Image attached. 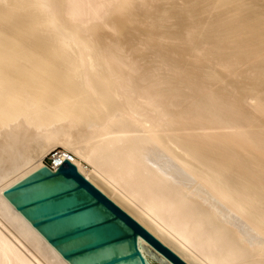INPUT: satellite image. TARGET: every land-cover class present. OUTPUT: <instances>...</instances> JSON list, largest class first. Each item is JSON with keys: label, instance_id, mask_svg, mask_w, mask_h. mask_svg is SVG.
I'll list each match as a JSON object with an SVG mask.
<instances>
[{"label": "bare ground", "instance_id": "obj_1", "mask_svg": "<svg viewBox=\"0 0 264 264\" xmlns=\"http://www.w3.org/2000/svg\"><path fill=\"white\" fill-rule=\"evenodd\" d=\"M262 93L264 0H0V264H70L4 196L48 158L189 264H264Z\"/></svg>", "mask_w": 264, "mask_h": 264}, {"label": "water", "instance_id": "obj_2", "mask_svg": "<svg viewBox=\"0 0 264 264\" xmlns=\"http://www.w3.org/2000/svg\"><path fill=\"white\" fill-rule=\"evenodd\" d=\"M64 162L36 169L4 196L70 264H189Z\"/></svg>", "mask_w": 264, "mask_h": 264}, {"label": "rangeland", "instance_id": "obj_3", "mask_svg": "<svg viewBox=\"0 0 264 264\" xmlns=\"http://www.w3.org/2000/svg\"><path fill=\"white\" fill-rule=\"evenodd\" d=\"M101 1H103V0H101ZM104 2H105V0H104ZM100 3H101V2H100ZM94 4H95V6H97L96 3H94ZM103 10H104V12H103ZM103 10L100 12V14H103V15H102L103 18H100L101 21L98 20L99 25H97V27L94 26V25L97 24V20H96V21H95L96 23L94 22L95 24H94V25L91 24V26H93V29H94V30H95L96 28H97V30H98L99 27H100V28L103 27V29H105V30L108 28L107 31H106V32H108V31H110L111 28H109V27L106 28L105 24L107 25V23H108V22L106 23V21H108L107 19H109L111 16H112V17H114V16H113V15H110V16L108 15L109 12H110L109 14H112V13H113V12H111L110 10L106 9V11H107L108 13L105 11V9H103ZM84 12H85V11H84ZM84 12H83V13H84ZM122 12H123V11H122ZM122 12H121V11H120V13H119V12H118V13L115 12V13H114V14H116L115 17L117 18V17H123V16H125V15H123L125 11H124L123 13H122ZM85 14H86V12H85ZM120 14H122V15H120ZM107 15H108L109 17H108ZM100 16H101V15H100ZM104 16H105V17H104ZM106 16H107V18H106ZM104 19H105V20H104ZM109 21H110V19H109ZM102 23H103V24H102ZM158 24H159V26H162V25H164V22H163V23H162V22H159V23H157V25H158ZM160 24H161V25H160ZM100 25H101L102 27H101ZM133 25H134V24H133ZM133 25H132V27L135 26V25H134V26H133ZM98 26H99V27H98ZM94 27H95V28H94ZM132 27H131V25H130V26H128V28H126V29H127V30H131ZM142 28H143V27H142ZM93 29H92V30H93ZM103 29H102V30H103ZM132 29H133V28H132ZM94 30L92 31V33L94 32ZM105 30H104V32H103V31H101V30L99 29V31L102 32V33H105ZM111 30H112V29H111ZM157 31H159V30H155V32H157ZM89 32H90V31H89ZM88 34H90V33H88ZM88 34H87V35H88ZM83 35H84V36H87V35H85V34H83ZM185 41H187V40H185ZM185 41H184V40L181 41V42H180V41H177V42L174 44V46L176 45L175 47H180V48L185 47L186 44H187V42H188V41H187V42L185 43ZM163 42H164V41H163ZM163 42L161 41L160 43H163ZM178 42H179V43H178ZM177 43H178V44H177ZM183 43H184V44H183ZM179 44H180V45H179ZM172 45H173V44H172ZM178 45H179V46H178ZM152 50H153V51H152ZM145 51H146V52H145ZM151 52H152V53H151ZM153 52H155L154 46L150 47V45H149V47H147V48L143 51V53H140V55L144 54V55H142V56H146V55H147V57H150V58L152 59ZM150 54H151V55H150ZM148 55H149V56H148ZM150 58H148V59H150ZM141 61H142V60H141ZM145 61H146V60H145ZM201 62H202V63H201ZM156 63H157V62H156ZM196 63H197V65L208 64V61H207V60H202V61H200V62H196ZM199 63H200V64H199ZM211 63H213V62H211ZM142 64H143V63H142ZM148 65H149V64H148ZM150 65H154V66H156V64H154V63H152V64H150ZM158 65H159V66H158ZM154 66H152V67H154ZM157 66H158L159 68L162 67V66H163L164 68L166 67V65H160V63H158ZM242 66H243V64H242ZM244 66H245V65H244ZM244 66H243V67H244ZM150 67H151V66H150ZM158 67H154L155 70H156V68H157V70H158ZM243 67H240V68L242 69ZM166 68L169 69L168 66H167ZM160 69H161V70H160V72H161V71H162V68H160ZM226 69H227V68H224V69H222V70H224V71H223L224 73L226 72V75H227V73H230V74H231L230 76H229V74L227 75V76H229V77H233V74H235V75L238 76L239 73H240V76H242L241 79H238V80H240V81H241L242 79H244V78H246V77H249V76L251 75V74H250V75H247V72H243V71H242V72H243V73H242L241 71H239V70H237V69L235 70V71H236V73H235L234 69L231 70L230 68L227 69V71H228V72H227ZM229 69H230V70H229ZM163 71H165V69H163ZM229 71H230V72H229ZM166 72H167V71H166ZM238 72H239V73H238ZM157 73H158V72H157ZM244 73H246V74H244ZM249 73H250V72H249ZM249 73H248V74H249ZM161 74H162V72H161ZM164 75H165V72H164ZM167 75H168V74H167ZM167 75H166V76H167ZM244 75H245V76H244ZM168 76H170V75H168ZM237 76H235V79H236V80H237ZM252 76H253V75H252ZM250 77H251V76H250ZM238 78H239V76H238ZM165 79H166L167 81H164V85H163V86H164V89H165V88H167V89H169V88H170V89L177 88L178 85H175V87H173L174 84H176V80H175V79H171L170 77L165 78ZM169 79H170V80H169ZM170 84H173V85H170ZM171 86H172L173 88H172ZM180 86H181V85H180ZM180 86H178V88H179ZM182 86H183V84H182ZM185 86H186V85H185ZM181 89H182V87H181ZM183 89L188 90L187 87H186V88L183 87ZM183 89H182V90H183ZM233 90L235 91V89H233ZM234 91H232V92L234 93ZM205 92H206V91H204L203 94L209 95V94H207V93H205ZM236 93H237V92H236ZM203 94L201 93V96H200L201 98H204V97L206 96V95H203ZM262 94H263L262 96H264V93H262ZM233 95H234V94H233ZM203 96H204V97H203ZM210 97H211V96L209 95L208 98H207V96H206L205 98H206L207 100H210V99H213V98H214V97H211V98H210ZM235 97L237 98L236 95H235ZM235 97H234V98H235ZM209 98H210V99H209ZM185 100H186V103H188V102H192V101H190V99H184V101L182 100V101L184 102V103H182V104H185ZM188 100H189V101H188ZM214 100H216V97L214 98ZM214 100H213V101H214ZM218 100H220V98H218ZM218 100H217V101H218ZM187 101H188V102H187ZM211 101H212V100H211ZM220 101H221V100H220ZM231 101H234V100H231ZM229 102H230V101H229ZM244 102L246 103V101H244ZM230 103H231V102H230ZM230 103H229V104H230ZM240 103H243V102H240ZM250 103H251V102L248 103V105H249L250 107H251V105H254V104H255L254 107H253V106L251 107L252 109L249 108V106L247 105V103H246V106H244V108H245V107H248V109H249L251 112H253V113L256 114L257 116H259L260 113L258 112V109H260L261 107H260V108H258V107L260 106V100H258L259 105H258V103H257V105H256V101H255V103H254V102H252L251 104H250ZM243 104H244V103H243ZM243 104H242V105H243ZM225 105H226V108L229 107V106H227V104H225ZM261 105H262V104H261ZM216 106H218V104H217ZM220 106H223V104L220 105ZM218 107H219V106H218ZM218 107H216V108L218 109ZM220 108H221V110H222L223 107H220ZM232 108H233V107H232ZM232 108H231V109H232ZM223 110H224V109H223ZM226 110H228V109H226ZM229 110H230V109H229ZM229 110H228V111H229ZM218 111H220V110H218ZM222 112H223V111H222ZM222 112H220V113H222ZM229 112H231V111H229ZM232 113H234V111L231 112L230 115H233ZM257 113H259V114H257ZM224 114H227V115H228V113H225V111H224ZM261 115H262V116H261ZM263 116H264V115L261 113V114H260V117H263ZM225 129H227V128H225ZM230 129H231V127H230ZM230 129H229V127H228L227 130H224V128H223V131H226V133H228L227 135L232 136V137H228L229 139H227V140L233 142L234 139H235V142H238V141L241 142V141H243V144L246 142V139H245V142H244V140H242L244 137H240V136H238V134H236L237 131H240L239 133H242L241 130H239L238 128H236V129H232V130H230ZM229 130H230V132H229ZM249 130H250V129H249ZM261 130H263V129H261ZM216 131H217V130H216ZM219 131H220V130H218V132H219ZM232 131H233V132H232ZM245 131H246V133H248V130H245ZM245 131H244V132H245ZM201 132H202V131H200V132L198 131L197 133L204 135V134L201 133ZM211 132H212V131H209V133H207V135H209L210 137H214V134L218 133V132H214V133H213V132L211 133ZM220 132H221V131H220ZM230 133H232V134H230ZM246 133H245V134H246ZM250 133H251V132H250ZM250 133H249V134H250ZM210 134H211V135H210ZM220 134H221V133H220ZM220 134L218 133V134L215 135V136H218V137H219ZM222 134H223V132H222ZM242 134L244 135V133H242ZM249 134H246V135H248V137H249V136H250ZM251 134H252V133H251ZM259 134H260V133H259ZM259 134H258V135H259ZM262 134H264V132H263ZM262 134H261V135H262ZM236 135H237V136H236ZM243 135H241V136H243ZM252 135H253V134H252ZM261 135H259L258 138H264V137L261 136ZM223 136H225V135H223ZM244 136H245V135H244ZM218 137H214V138H218ZM220 137H221V136H220ZM226 137H227V136H226ZM246 137H247V136H246ZM250 137H251V136H250ZM231 138H232V139H231ZM248 139H249V138H248ZM248 139H247V141H248ZM249 140H250V139H249ZM260 140H261V139H260ZM262 140H263V139H262ZM256 141H259V140H256ZM263 141H264V140H263ZM263 141H262V142H263ZM240 142H239V143H240ZM262 142H261V143H262ZM249 143L251 144V142H248V144H249ZM258 143H259V142H258ZM258 143H257V144H258ZM261 143H260V144H261ZM241 144H242V143H241ZM246 144H247V142H246ZM252 144H253V143H252ZM244 145H245V144H244ZM262 145H263V144H262ZM248 146H249V148H250L251 145H248ZM255 146H256V145H255ZM258 146H259V145H258ZM256 147H257V146H256ZM260 148H261V146H260ZM250 149H251L252 151H254V150H256L257 148H256V149H253V145H252ZM257 150H258V149H257ZM261 150H262V149H261ZM262 153H264V149H263V152H262ZM46 162H47V163H51V162H52V159H51V158H48V159H46Z\"/></svg>", "mask_w": 264, "mask_h": 264}, {"label": "built area", "instance_id": "obj_4", "mask_svg": "<svg viewBox=\"0 0 264 264\" xmlns=\"http://www.w3.org/2000/svg\"><path fill=\"white\" fill-rule=\"evenodd\" d=\"M47 164L50 165L52 168H54L53 165H52V163L51 164L50 163H47Z\"/></svg>", "mask_w": 264, "mask_h": 264}]
</instances>
